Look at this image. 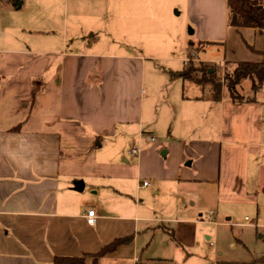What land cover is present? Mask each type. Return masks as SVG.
Segmentation results:
<instances>
[{"label": "crops", "instance_id": "0c3cea01", "mask_svg": "<svg viewBox=\"0 0 264 264\" xmlns=\"http://www.w3.org/2000/svg\"><path fill=\"white\" fill-rule=\"evenodd\" d=\"M52 1L35 8L39 0H28L29 15L18 20L0 15V28L17 21L31 36L24 47L0 38V264H53L55 256L96 253L136 233L124 199L134 183L158 194L165 182L216 183L219 206H254L260 190L250 188V162L263 145L258 101L234 103L225 91L219 101L191 98L173 87L178 79L148 78L143 49L115 52L112 29L122 15L115 7L123 0H75L76 11L89 6L87 17L110 30L104 37L85 30L77 14L56 41L52 11H39ZM142 2L125 0L122 12ZM103 8L113 12L110 20ZM227 28L261 37L258 49L249 46L263 50L258 30ZM144 180L152 185L141 187ZM78 181L82 192L74 190ZM91 194L106 198L108 212L87 203Z\"/></svg>", "mask_w": 264, "mask_h": 264}, {"label": "rangeland", "instance_id": "374dc122", "mask_svg": "<svg viewBox=\"0 0 264 264\" xmlns=\"http://www.w3.org/2000/svg\"><path fill=\"white\" fill-rule=\"evenodd\" d=\"M5 1L8 0L0 1V15H13L8 17L15 20L29 15L28 0H21L24 7L15 12H4ZM41 3L39 0L35 8ZM32 4L34 6V2ZM122 4L125 5V0ZM123 5L115 7L117 18L122 13L112 29L118 45L115 52L131 51V47L143 49L147 77L158 80L161 85L178 79L180 84L173 87L179 90L180 95L191 98L204 96L205 99L212 96L211 84L176 76L191 61L195 68H200L201 63L211 65L210 70L224 78L226 62L234 61L231 60L233 57L238 61H259L261 58L249 47L252 45L258 49L261 37L254 41L249 36L243 38L235 30L229 34L226 0H144L140 6H126L127 12L131 8L128 14L122 12ZM49 8L39 11H52L56 41L62 40L67 23L68 27L73 26L77 14L85 30L98 31L102 37L105 31L110 30L107 29L109 23L105 30L87 17L90 15L89 6L86 12L76 11L75 0H53ZM101 11L106 12L107 20L112 18L113 12L109 13L108 8ZM33 34L39 36L37 31ZM2 37L22 42L21 47H24L25 39L31 38L29 30L18 27L17 21L13 20L0 28ZM211 38L219 41L209 42ZM152 56L161 59L154 60ZM189 59L190 63L185 65L184 61ZM196 78L201 80V74ZM223 91L228 92L225 86ZM238 91L254 98L261 107L263 145L261 153L255 154L257 156L254 155L250 162V188L252 191L260 190L257 203L229 208L227 205L219 206L216 183L178 187L165 182L161 183L159 194L154 188L136 191L134 183L131 193L124 196L127 214L131 216L129 225L133 226V231L136 230L134 239L111 256L101 258L98 264H264V192L260 188V184H264V85L255 93L252 81L245 79ZM87 203L94 209L101 206L108 212L106 198L87 195ZM209 211L214 212L211 220L206 217ZM87 264H93V261L90 259Z\"/></svg>", "mask_w": 264, "mask_h": 264}, {"label": "trees", "instance_id": "16d2710c", "mask_svg": "<svg viewBox=\"0 0 264 264\" xmlns=\"http://www.w3.org/2000/svg\"><path fill=\"white\" fill-rule=\"evenodd\" d=\"M5 2L12 8L18 5L17 0ZM226 3L228 8V26L235 29H256L264 38V0H226ZM250 48L251 51L256 52L261 57L260 61H227L224 69V78H219L215 72L210 73L211 65L209 64L201 63L200 68H195L193 61H191L188 67L177 73L176 76H180L185 80L211 84L214 87V91H212L213 98L218 101L222 95L223 86H225L232 102H256L254 98L246 97L238 91V87L245 79L252 81V89L255 93H258L264 85V47L261 51H257L252 47ZM198 74H201V80L196 78ZM133 239L134 234L116 238L96 253H84L75 257L55 256L53 264H87V261L90 259L93 261V264H98L101 258L116 252L118 248L131 243Z\"/></svg>", "mask_w": 264, "mask_h": 264}, {"label": "built area", "instance_id": "2783aa9c", "mask_svg": "<svg viewBox=\"0 0 264 264\" xmlns=\"http://www.w3.org/2000/svg\"><path fill=\"white\" fill-rule=\"evenodd\" d=\"M189 63H190V60L189 61L186 60V65H188ZM152 140H154V138ZM131 153L133 155H137L139 153V149L138 148H133L132 151H131ZM151 185H152L151 182L148 181V180H144L140 184L141 187H150ZM213 214H214L213 211H209L208 215L206 216L207 219L208 220H211V217H212ZM95 222H96V212H95V210H90L88 212L87 223L89 225H94Z\"/></svg>", "mask_w": 264, "mask_h": 264}, {"label": "water", "instance_id": "95a60500", "mask_svg": "<svg viewBox=\"0 0 264 264\" xmlns=\"http://www.w3.org/2000/svg\"><path fill=\"white\" fill-rule=\"evenodd\" d=\"M1 1V0H0ZM18 1V5H17V8H21L22 6V2L21 0H17ZM193 33V31H192ZM210 73H212V70H209ZM166 153L163 152V155H165ZM74 190L75 191H78V192H82L84 190V182L83 181H78L75 183V186H74Z\"/></svg>", "mask_w": 264, "mask_h": 264}]
</instances>
